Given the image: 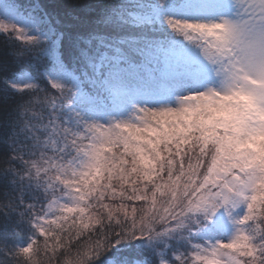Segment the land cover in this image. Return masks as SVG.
<instances>
[{
    "label": "clouds",
    "instance_id": "obj_1",
    "mask_svg": "<svg viewBox=\"0 0 264 264\" xmlns=\"http://www.w3.org/2000/svg\"><path fill=\"white\" fill-rule=\"evenodd\" d=\"M158 3L168 7V0ZM165 22L171 36L206 68L208 80L203 88L177 95L172 105H141L123 118H98L82 106V86L103 95L109 69L90 62L73 45L65 54L78 77L73 82L50 77L47 60L39 57L47 83L24 84L26 98L0 121L5 128L0 177L15 193L6 191L0 212L9 214L19 200L25 223H31L28 216L37 224L47 217L43 227L50 235L45 239L31 227V258L13 259L5 252L13 264H96L117 240L137 238L152 249H170L174 259L167 264H194L200 249L211 248L221 257L216 264H264V139L248 147L246 136L234 133L235 121L209 119L213 112L208 110L238 112V105L254 102L248 124L264 136V72L257 70L264 65V0H218L213 16L175 15ZM21 47L36 54L47 44L39 38ZM168 109L182 115L165 121L167 138L156 143L151 137L153 146L141 144V153L126 150L136 142L117 125L159 128L158 120L141 110ZM145 155L147 167L137 158ZM25 195L31 200L25 202ZM216 223L229 234L209 242L204 236ZM137 255L142 253H112L115 264H152Z\"/></svg>",
    "mask_w": 264,
    "mask_h": 264
},
{
    "label": "trees",
    "instance_id": "obj_2",
    "mask_svg": "<svg viewBox=\"0 0 264 264\" xmlns=\"http://www.w3.org/2000/svg\"><path fill=\"white\" fill-rule=\"evenodd\" d=\"M23 5H36L43 14L46 25L51 27L50 39L45 43L52 45L56 39V49L61 63L70 71L65 59L67 50L75 45L81 55L90 62L100 66L109 67L113 62H145L148 65H172L175 69H190L199 61L190 50L185 47L179 38H174L165 26L156 21L134 19L136 14L146 13L152 5L161 6L158 0H12ZM180 1V0H179ZM177 0H168V6L176 5ZM163 41V42H161ZM168 48L180 50V57L175 52L165 53L166 58L161 59L160 49ZM47 60L48 74L55 68V61L44 48L41 52L33 54L21 47L11 32H0V121L13 115V107L20 100L26 98L27 91L14 89L8 84V79L25 73L30 74L35 81L46 84L45 72L41 70L39 57ZM183 56V57H182ZM192 57L191 59H188ZM197 64L202 65L200 62ZM171 67V66H170ZM70 74L76 77L71 71ZM106 90V89H105ZM82 92L89 96L101 95L94 92L88 85L82 86ZM106 92V91H105ZM104 95V94H103ZM5 128L0 126V134ZM6 191L11 192L10 186L6 189L3 177H0V200L5 199ZM11 195L15 196L14 192ZM25 202L31 197L25 195ZM17 208L23 205L17 200ZM19 220L18 213L5 214L0 212V260L6 264H13L11 257H5V249L22 246L21 240L31 233V227ZM18 234V235H17ZM121 249L125 254L135 250L138 260H151L155 264L157 259H174L170 249H152L144 238L115 243L113 249L96 262L107 264L112 253Z\"/></svg>",
    "mask_w": 264,
    "mask_h": 264
},
{
    "label": "rangeland",
    "instance_id": "obj_3",
    "mask_svg": "<svg viewBox=\"0 0 264 264\" xmlns=\"http://www.w3.org/2000/svg\"><path fill=\"white\" fill-rule=\"evenodd\" d=\"M217 10L218 0H180L176 5L166 8L152 5L146 13L136 14L133 18L144 21L154 20L168 29L165 22L168 16L186 15L190 19H198L213 16ZM0 18L14 23L29 35L38 36L43 42L50 39L51 27L46 25L43 14L34 4L23 5L12 0H0ZM56 45L57 40L55 39L52 45L46 47V51L56 63L54 70L48 75L74 82L75 77L61 63ZM167 52H175L174 58L180 57L181 54L180 50L161 48L159 57L166 58L164 56ZM198 62L195 61L196 65L190 69H175L168 64L151 66L145 62L115 61L107 67L109 79L105 82L104 95L89 96L82 92L81 104L93 114H98V118L101 119L104 117L123 118L130 108L141 105H172L177 95L193 92L208 83L207 76L197 71L198 68L204 67L197 64ZM7 81L12 88L21 90L24 84L35 80L30 74L22 73ZM257 139H264V136ZM228 234V231L221 230L220 224L216 223L208 228L204 239H208L209 242L215 239L223 240ZM29 236L21 240L23 245L26 244ZM107 264H115L114 258H109Z\"/></svg>",
    "mask_w": 264,
    "mask_h": 264
},
{
    "label": "snow or ice",
    "instance_id": "obj_4",
    "mask_svg": "<svg viewBox=\"0 0 264 264\" xmlns=\"http://www.w3.org/2000/svg\"><path fill=\"white\" fill-rule=\"evenodd\" d=\"M166 22L170 25L175 27L174 22L171 19H166ZM0 32L8 33L11 32L15 39L20 41L22 44L26 45H32L36 43L39 39L38 36L29 35L26 31H24L21 28H18L14 23L7 21L5 19L0 18ZM257 70L264 72V65L257 66ZM198 72H200L201 75L207 76V70L205 67H201L197 69ZM74 82L75 79L73 78ZM55 87L59 88L60 85L58 83L54 84ZM209 97L212 96V93L210 92ZM255 102H259V98H255ZM239 108L238 112H232V111H225V110H219L214 109L209 106L208 110L213 112V116L209 119H214L216 117H220L223 119V121H235L233 131L237 136H240L241 134L246 136L245 144L248 147H252V141L254 139L258 138V132L260 131L259 128H252L248 124V120L250 119L251 115L255 111V103L250 102L243 106H237ZM145 116H151L152 119H157L160 127H154L150 125H143V124H132L128 122H124L122 124L117 125V127H122L127 130V136L135 141V144H127L125 145L126 150L130 152H136L141 153L144 151L143 148H141V144H148L149 147L153 146V142L150 139L151 137H156V143H159L160 137L167 138L169 134V128L166 126L165 121H174L178 115H182L181 112H174L171 109H168L166 111H160L156 113H148L146 110H141ZM191 118V117H189ZM140 160V163L143 164L145 167L148 166V158L147 156H138L137 157ZM31 207V206H29ZM11 213H18L19 220L17 223L23 221L25 222V216L26 213L22 209H18L15 206H10ZM67 211L71 212V209H67ZM83 212L84 210L81 209ZM28 219L31 221L29 224L30 227L34 228V231L39 232L42 234V236L47 239V237L50 235L48 232L45 231L43 225L46 223H49V219L47 217H42L40 219V223L37 224L35 220L32 219L31 216H28ZM57 227L59 225L57 224ZM18 235V234H17ZM115 239V238H114ZM121 241L117 240V243H120ZM199 248V246H195ZM9 255L13 256V259H15L16 256H22L25 259H30L31 254L33 251L32 247V238L29 236L26 244L22 246H14L9 247L4 250ZM14 254V255H13ZM197 259L194 260V264H216L217 261L221 259L219 252L216 248L211 249H200L199 252L196 253ZM161 264H167V261L161 260ZM224 264H227V261H224Z\"/></svg>",
    "mask_w": 264,
    "mask_h": 264
}]
</instances>
